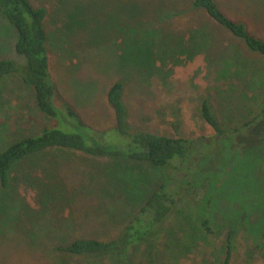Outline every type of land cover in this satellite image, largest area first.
Here are the masks:
<instances>
[{"label": "rangeland", "instance_id": "rangeland-1", "mask_svg": "<svg viewBox=\"0 0 264 264\" xmlns=\"http://www.w3.org/2000/svg\"><path fill=\"white\" fill-rule=\"evenodd\" d=\"M216 1L264 37V0ZM30 2L47 11L55 96L96 141L117 144L106 95L119 80L129 130L181 137L204 154L184 175L191 184L181 200L133 248L129 263L221 264L232 231L229 264H264V140L239 131L264 108L263 57L192 0ZM16 39L0 16V60L24 63ZM201 99L212 105L225 137L200 118ZM49 125L54 121L39 110L31 86L15 75L0 79V152ZM62 128L89 140L85 126ZM166 174L148 162L58 147L22 160L11 170L8 201H0V264H116L111 253L75 255L57 247L75 238L118 237Z\"/></svg>", "mask_w": 264, "mask_h": 264}, {"label": "trees", "instance_id": "trees-1", "mask_svg": "<svg viewBox=\"0 0 264 264\" xmlns=\"http://www.w3.org/2000/svg\"><path fill=\"white\" fill-rule=\"evenodd\" d=\"M195 7L237 38L241 39L248 50L264 59V37L251 32L243 21L229 17L216 0H192ZM47 11L34 6L30 0H0V16L11 24L16 32L15 51L23 56L24 63L18 64L11 59L0 60V79L15 75L32 87L39 110L54 121L41 132L20 139L0 152V201H8V188L11 183V170L22 160L49 148H66L97 156H121L131 160L148 162L166 170L165 180L161 182L146 199L141 208L129 219L122 233L110 240L94 238H75L57 247V251L75 255L111 253L116 264H131L133 248L146 240L157 226L168 218L174 206L187 191L184 175L194 173L202 158L193 152L195 145L181 137H171L150 131H131L126 124V109L122 100L124 84L115 81L107 91V101L113 108L117 134V144H103L96 141L94 133L83 123L78 113L68 104L57 99L55 84L52 80L46 49L47 32L44 20ZM62 103V104H61ZM200 118L217 137H225L227 131L215 114L207 99H201ZM69 128L85 126V140L81 133L66 131ZM239 131H248V139L256 137L264 140V108L250 120L244 122ZM255 128V132H253ZM91 130V131H89ZM234 131H237L235 129ZM249 133V134H248ZM119 136L122 139H119ZM203 145V144H202ZM201 145V146H202ZM207 150L209 144L203 145ZM199 148V147H198ZM186 182V184H185ZM201 226L207 232L211 229L206 219ZM232 231L228 233L225 254L221 264H229L231 258ZM264 237V224L262 230ZM168 241V236L166 238Z\"/></svg>", "mask_w": 264, "mask_h": 264}]
</instances>
